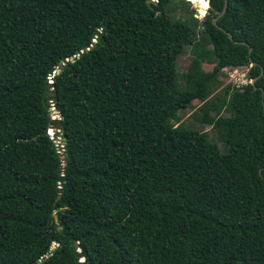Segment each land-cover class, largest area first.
<instances>
[{"label": "trees", "instance_id": "16d2710c", "mask_svg": "<svg viewBox=\"0 0 264 264\" xmlns=\"http://www.w3.org/2000/svg\"><path fill=\"white\" fill-rule=\"evenodd\" d=\"M172 1L0 0V264H264V0H226L231 40L223 0ZM193 101L225 152L170 124Z\"/></svg>", "mask_w": 264, "mask_h": 264}, {"label": "rangeland", "instance_id": "374dc122", "mask_svg": "<svg viewBox=\"0 0 264 264\" xmlns=\"http://www.w3.org/2000/svg\"><path fill=\"white\" fill-rule=\"evenodd\" d=\"M180 1L183 2L179 4L172 1L167 5V7L165 8V12L168 14V16H170L172 19L186 20L188 19L189 15L192 14V17L195 18L197 22H200L205 13L200 9L197 10L195 6L188 0ZM195 12H197L199 16H196ZM200 31L201 27L199 26V24L195 25V34H198ZM177 52L178 54L175 59V71L177 76L176 82L178 88L182 90L185 87L184 76L189 68L191 61L189 46L181 45L177 48ZM211 67L212 65L206 63H203L201 65L202 70L205 72L210 71ZM247 70V67H240L237 69H221L218 76V80L220 81L221 85L217 89L212 91L209 99L226 85H229L230 88L237 89L241 85L249 83V81L247 80ZM207 117H213V113L205 112L202 103L193 101L191 102L190 106L183 110H180L177 113V120L174 122L171 121L170 124L172 125V127L182 126L186 129L195 130L197 132H204L209 141L210 149L213 152L223 153L226 151V147L222 143L218 131L206 122ZM54 143L60 147L59 140H55Z\"/></svg>", "mask_w": 264, "mask_h": 264}, {"label": "water", "instance_id": "95a60500", "mask_svg": "<svg viewBox=\"0 0 264 264\" xmlns=\"http://www.w3.org/2000/svg\"><path fill=\"white\" fill-rule=\"evenodd\" d=\"M225 8H226V0H223V5H222V8L220 10V12L211 19V23L213 26L217 27V29L221 30L223 33L226 34L227 38L229 40H231V36L230 34L226 33L224 30H222L221 28H219L217 25H216V20L224 13L225 11ZM195 15L196 16H199V14L197 12H195ZM233 43L235 44H242V45H245L244 42H236V41H233ZM250 51L251 49L248 48L247 50V53L248 55L250 54ZM254 65V63L250 62V66ZM55 72H58V69L55 71ZM262 74V71H260V74L249 81V84L252 86L253 90H255V87H254V81ZM47 88L50 90L52 89V83L51 82H48L47 84ZM46 100H47V107H49V111L51 112V117H50V127L48 128V130L50 131L48 133V130L44 131L43 134H46L50 137V139L54 142L55 140H59V143H60V147H63L64 143H63V137H62V134L60 133V128L56 127V125H60V119L58 117V113L57 111L53 110L52 108V103H51V91H47V97H46ZM54 221H56V218L54 216ZM59 229V227H58ZM75 247H76V244H75ZM81 257V255L79 256V258ZM79 264H84V261L83 260H80L79 261Z\"/></svg>", "mask_w": 264, "mask_h": 264}, {"label": "snow or ice", "instance_id": "6c2138e0", "mask_svg": "<svg viewBox=\"0 0 264 264\" xmlns=\"http://www.w3.org/2000/svg\"><path fill=\"white\" fill-rule=\"evenodd\" d=\"M200 2H201L202 4H204V0H200ZM204 6L206 7L207 5L205 4Z\"/></svg>", "mask_w": 264, "mask_h": 264}, {"label": "bare ground", "instance_id": "6f19581e", "mask_svg": "<svg viewBox=\"0 0 264 264\" xmlns=\"http://www.w3.org/2000/svg\"><path fill=\"white\" fill-rule=\"evenodd\" d=\"M203 8H207V7H203ZM50 131L48 130V133H49Z\"/></svg>", "mask_w": 264, "mask_h": 264}]
</instances>
